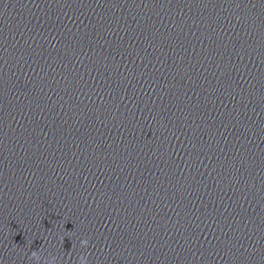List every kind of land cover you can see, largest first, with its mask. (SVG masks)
I'll return each mask as SVG.
<instances>
[{
  "label": "clouds",
  "instance_id": "1",
  "mask_svg": "<svg viewBox=\"0 0 264 264\" xmlns=\"http://www.w3.org/2000/svg\"><path fill=\"white\" fill-rule=\"evenodd\" d=\"M82 245L86 246V245H87V241H82ZM37 255H38L37 252H35V251L32 252V258H33V257H36ZM54 258H55V257H54ZM84 261H86V264H87V259H86V257L81 256L80 259H79V262H84Z\"/></svg>",
  "mask_w": 264,
  "mask_h": 264
}]
</instances>
